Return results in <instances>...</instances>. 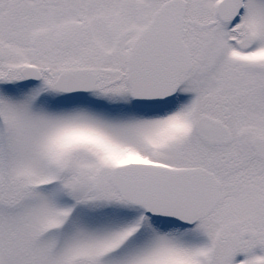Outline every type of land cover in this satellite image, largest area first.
Listing matches in <instances>:
<instances>
[{
  "label": "snow or ice",
  "instance_id": "obj_1",
  "mask_svg": "<svg viewBox=\"0 0 264 264\" xmlns=\"http://www.w3.org/2000/svg\"><path fill=\"white\" fill-rule=\"evenodd\" d=\"M0 264H264V0H0Z\"/></svg>",
  "mask_w": 264,
  "mask_h": 264
}]
</instances>
